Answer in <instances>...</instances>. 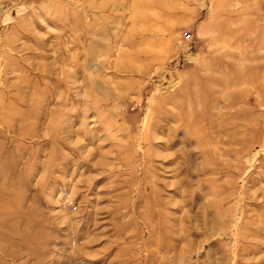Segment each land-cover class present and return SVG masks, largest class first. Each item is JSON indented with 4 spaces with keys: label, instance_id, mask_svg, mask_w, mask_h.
I'll list each match as a JSON object with an SVG mask.
<instances>
[{
    "label": "rangeland",
    "instance_id": "rangeland-1",
    "mask_svg": "<svg viewBox=\"0 0 264 264\" xmlns=\"http://www.w3.org/2000/svg\"><path fill=\"white\" fill-rule=\"evenodd\" d=\"M0 264H264V0H0Z\"/></svg>",
    "mask_w": 264,
    "mask_h": 264
}]
</instances>
